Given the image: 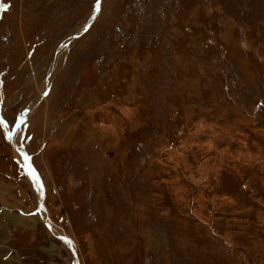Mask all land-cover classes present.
Instances as JSON below:
<instances>
[{
    "label": "rangeland",
    "instance_id": "1",
    "mask_svg": "<svg viewBox=\"0 0 264 264\" xmlns=\"http://www.w3.org/2000/svg\"><path fill=\"white\" fill-rule=\"evenodd\" d=\"M20 259L264 264V0H0Z\"/></svg>",
    "mask_w": 264,
    "mask_h": 264
},
{
    "label": "bare ground",
    "instance_id": "2",
    "mask_svg": "<svg viewBox=\"0 0 264 264\" xmlns=\"http://www.w3.org/2000/svg\"><path fill=\"white\" fill-rule=\"evenodd\" d=\"M66 47H67V45L63 48V50H65ZM61 52H62V51H60L59 56L62 54ZM60 57H61V56H60ZM48 86H49V84H46L43 93L46 91V89H47ZM35 107H37V105H36ZM33 108H34L33 106L30 108V110H29V114L32 112V110H34ZM27 113H28V112H27ZM27 113H26V114H27ZM32 114H33V113H32ZM25 116H26V115H25ZM29 118H30V117H29ZM15 148H16V151L19 152V151H18V147H15ZM17 152H16V155H18L19 158H20L22 155H21L20 152H19V154H18ZM21 162L24 163L23 161H21ZM28 172H29V174H32V176H33L34 172L32 171V169L30 170V168H28ZM42 210H44V208H42ZM59 233H60V232H59ZM3 257H4V256H3Z\"/></svg>",
    "mask_w": 264,
    "mask_h": 264
},
{
    "label": "crops",
    "instance_id": "3",
    "mask_svg": "<svg viewBox=\"0 0 264 264\" xmlns=\"http://www.w3.org/2000/svg\"><path fill=\"white\" fill-rule=\"evenodd\" d=\"M36 208H34V209H32V210H28V211H34ZM29 222H32V221H29ZM8 225V224H7ZM13 227H16V226H13ZM9 230H10V228H8ZM10 233H11V230L9 231ZM5 234V231H4V233H3V235ZM9 234V233H8ZM6 236H7V232H6V234H5ZM13 235L11 234V237H12ZM13 254H15V253H9V256L11 257V256H15L16 257V255H13ZM18 256L19 257H21V253L20 254H18ZM16 258H18V257H16ZM8 264V263H7ZM11 264H25V263H23L22 262V259H20L19 261H13V262H11Z\"/></svg>",
    "mask_w": 264,
    "mask_h": 264
},
{
    "label": "water",
    "instance_id": "4",
    "mask_svg": "<svg viewBox=\"0 0 264 264\" xmlns=\"http://www.w3.org/2000/svg\"><path fill=\"white\" fill-rule=\"evenodd\" d=\"M22 120H23V119H22ZM22 120L18 121L17 124H16L14 127H12V128L7 127V132H8L7 135H9V133H11V132H15V130L18 129V126L21 125ZM19 123H20V124H19ZM24 130H25V128L23 127V129H22L23 135H24Z\"/></svg>",
    "mask_w": 264,
    "mask_h": 264
},
{
    "label": "snow or ice",
    "instance_id": "5",
    "mask_svg": "<svg viewBox=\"0 0 264 264\" xmlns=\"http://www.w3.org/2000/svg\"><path fill=\"white\" fill-rule=\"evenodd\" d=\"M99 10H100V6H99V4H98V5H97V11H99ZM66 243H69V244H70L71 241H67V240H66Z\"/></svg>",
    "mask_w": 264,
    "mask_h": 264
}]
</instances>
